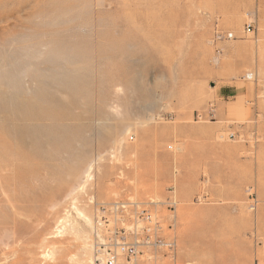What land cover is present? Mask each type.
Returning a JSON list of instances; mask_svg holds the SVG:
<instances>
[{
  "label": "rangeland",
  "instance_id": "rangeland-1",
  "mask_svg": "<svg viewBox=\"0 0 264 264\" xmlns=\"http://www.w3.org/2000/svg\"><path fill=\"white\" fill-rule=\"evenodd\" d=\"M0 146V264H91L115 200L157 264H264V0H0Z\"/></svg>",
  "mask_w": 264,
  "mask_h": 264
},
{
  "label": "built area",
  "instance_id": "built-area-1",
  "mask_svg": "<svg viewBox=\"0 0 264 264\" xmlns=\"http://www.w3.org/2000/svg\"><path fill=\"white\" fill-rule=\"evenodd\" d=\"M245 29L251 31V23H247ZM222 37L216 34L217 39ZM232 37V33L225 35L226 39ZM138 206L129 200L97 205L92 227L91 264H139L143 249H148L149 253L146 264H157L158 251L162 247L173 257L175 243L163 239L162 223L157 214L144 208L138 212Z\"/></svg>",
  "mask_w": 264,
  "mask_h": 264
},
{
  "label": "bare ground",
  "instance_id": "bare-ground-1",
  "mask_svg": "<svg viewBox=\"0 0 264 264\" xmlns=\"http://www.w3.org/2000/svg\"><path fill=\"white\" fill-rule=\"evenodd\" d=\"M8 155L6 153V151L1 148L0 146V186L3 183V180L5 179L6 175L12 170V167H10L9 163H8ZM93 166V162H89L88 165L86 166L85 170H84V174H83V178L82 180H80L79 182H77L72 188L71 190H69V194L72 193L73 191L77 190V189H81L84 186V183L90 179L91 177V168ZM4 194V193H3ZM75 212L77 213L78 216H80L83 220V222L88 225L91 226V219L90 217L83 213L81 210H79L77 207H74ZM68 215H65L62 219L57 221V225L55 226V233L58 234L60 233L65 225L67 224V222L69 220H67ZM72 227L74 228V235L79 239L80 241V247L82 249L87 248V239H86V234L84 235V231L82 230V227H80L77 223L73 224ZM91 245V244H90ZM49 253H44L42 256H48ZM90 261V258H89ZM79 264H84L85 260H82L80 258V260H78ZM92 263V261H91Z\"/></svg>",
  "mask_w": 264,
  "mask_h": 264
}]
</instances>
